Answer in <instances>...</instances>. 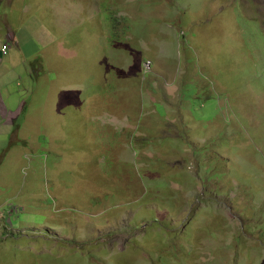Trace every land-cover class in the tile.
I'll list each match as a JSON object with an SVG mask.
<instances>
[{
  "label": "rangeland",
  "instance_id": "1",
  "mask_svg": "<svg viewBox=\"0 0 264 264\" xmlns=\"http://www.w3.org/2000/svg\"><path fill=\"white\" fill-rule=\"evenodd\" d=\"M104 1L0 0V264H264V0Z\"/></svg>",
  "mask_w": 264,
  "mask_h": 264
},
{
  "label": "crops",
  "instance_id": "2",
  "mask_svg": "<svg viewBox=\"0 0 264 264\" xmlns=\"http://www.w3.org/2000/svg\"><path fill=\"white\" fill-rule=\"evenodd\" d=\"M7 43H10L11 44L10 40H7V41L4 42V44H7ZM3 45H2V48H3ZM1 49H0V57L3 58L2 57ZM127 77H129V76L127 75ZM51 82L54 83L55 82V79L52 80ZM0 83H3V82L0 81ZM53 88H54V86H50V91H49V95H48L47 103H46V109H47V104L49 102V99L54 98L55 93H54ZM62 95H65L63 101L68 106H70L71 103H76L78 101L77 99H73V97L69 95V92L64 87H63V90L61 88L60 91L57 92V96L56 97H58L59 102H60L59 96H62ZM110 99L111 100H110L109 104H111V103L112 104L111 105L108 104V106L109 107L110 106L113 107L114 104H115V102H113L112 100H114V99L113 98H110ZM80 101H81V99H80ZM10 102H11V104H14L13 100L10 101ZM28 104L29 103H25V104L23 103L22 105H24V106L21 107L22 106L21 105L18 108H15V106H13V105H11V107H9L7 105V102H6L5 98H4V96L2 94H0V132L1 131H4V132H11V131H13V135H14V133H15L14 127H17L18 126L19 123L17 121H21V118H22L23 114H27L28 107H29ZM9 109H11L12 111H9ZM67 123H68V119L67 118H64L62 120V122H61V125L63 127L62 131L65 130V127H66V124ZM44 132H46V131H44ZM18 136H19V134L16 135V137H18ZM52 142H54V140H52ZM0 210H1V208H0ZM1 219H4V222L6 221L5 223L7 224V219H8L7 218V212L6 213H1L0 212V220ZM0 226H2V224Z\"/></svg>",
  "mask_w": 264,
  "mask_h": 264
},
{
  "label": "trees",
  "instance_id": "3",
  "mask_svg": "<svg viewBox=\"0 0 264 264\" xmlns=\"http://www.w3.org/2000/svg\"><path fill=\"white\" fill-rule=\"evenodd\" d=\"M99 1L101 2L100 4H101V7L103 8L104 12H105V10H109V12L107 14L108 18L111 20L115 19V17H114L115 12L113 14V11H110L111 7H110V3H108L109 1H106V2L104 0H99Z\"/></svg>",
  "mask_w": 264,
  "mask_h": 264
},
{
  "label": "built area",
  "instance_id": "4",
  "mask_svg": "<svg viewBox=\"0 0 264 264\" xmlns=\"http://www.w3.org/2000/svg\"><path fill=\"white\" fill-rule=\"evenodd\" d=\"M9 50H10V46L9 45H4L3 50H2L3 55H7ZM145 66L147 68H151L152 64L151 63H146ZM14 212L18 213V212H21V210L20 209H13L12 213L14 214Z\"/></svg>",
  "mask_w": 264,
  "mask_h": 264
},
{
  "label": "clouds",
  "instance_id": "5",
  "mask_svg": "<svg viewBox=\"0 0 264 264\" xmlns=\"http://www.w3.org/2000/svg\"><path fill=\"white\" fill-rule=\"evenodd\" d=\"M4 45H9V46H10V49H11V44H10V43L4 44ZM4 45H3V47H4ZM2 50H3V48L1 49V52H2ZM9 51H10V50H9ZM8 54H9V52H8ZM8 54H7V55H8ZM7 55H3V53H2V57L7 56Z\"/></svg>",
  "mask_w": 264,
  "mask_h": 264
}]
</instances>
